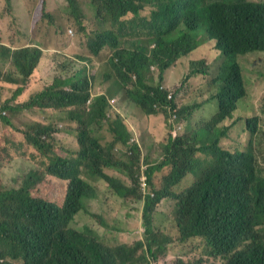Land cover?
Segmentation results:
<instances>
[{
  "label": "trees",
  "instance_id": "trees-1",
  "mask_svg": "<svg viewBox=\"0 0 264 264\" xmlns=\"http://www.w3.org/2000/svg\"><path fill=\"white\" fill-rule=\"evenodd\" d=\"M66 1L84 32L80 0ZM85 4L95 29L85 36L83 65L55 77L30 102L47 113L66 114L61 121L73 123L74 132L57 138L55 133L64 130L37 122L22 130L17 153H8L7 161L24 157L33 165L16 187L0 182V264H155L172 246L193 241L209 264H264V95L250 116L236 115L248 99L242 59L264 54V0ZM106 50L110 54L102 61ZM2 55H12L13 64L31 76L39 71L44 50L19 47ZM190 56L195 58L184 59ZM218 60L214 77L210 65ZM86 68L97 71L90 77ZM192 79L198 84L186 89ZM212 101L217 111L208 119L202 111ZM2 110L9 115L14 107L1 101ZM130 116L138 121L139 138L151 140L146 163L137 142L130 144ZM195 118L196 126L185 127ZM153 121L165 126L162 137L150 129ZM0 123L10 125L1 114ZM177 126L182 130L173 136ZM234 128L241 132L236 148L229 150L225 144ZM108 130L111 141H101ZM117 143L129 144L125 160L114 154ZM120 171L130 187L120 180ZM142 175L153 194L142 207V239L108 246L91 228L71 227L85 212L112 232L115 225L93 210L102 204L104 212L110 210L116 196L139 201ZM188 175L195 177L192 184ZM163 200L173 202L174 237L154 220ZM175 264L193 262L178 258Z\"/></svg>",
  "mask_w": 264,
  "mask_h": 264
},
{
  "label": "rangeland",
  "instance_id": "rangeland-1",
  "mask_svg": "<svg viewBox=\"0 0 264 264\" xmlns=\"http://www.w3.org/2000/svg\"><path fill=\"white\" fill-rule=\"evenodd\" d=\"M80 9L86 16L82 20L84 32L76 22L75 17L71 14L74 10L72 9L70 12L69 4L66 0H0V68L4 74V76L0 77V102H8L9 105L13 106V101L17 99V97H12L14 90L2 86L6 77L15 72L12 65L1 57V53L5 49L13 51L20 46H31L44 50V57L40 60L42 62L39 71L33 73L29 78L30 102L37 92L51 85L55 77L71 75L75 72L73 71L74 69L83 65V62L80 60L84 59V56L87 54L85 36L93 34L95 18L89 13L85 0H80ZM150 11L151 9L147 8L144 10V13L148 14ZM43 14L47 16L43 17ZM109 54L108 50L104 51L102 53V61ZM191 57L195 58V56H190L184 57V59ZM237 62L239 63L238 59ZM242 63L246 67L244 74L249 78L247 87L248 99L236 115L250 116L259 106L258 102L261 96L264 95V54L255 53L247 55L242 59ZM219 65L220 60L210 65L212 67L210 70L211 76H216ZM96 71V68L91 69V71L86 68V74L90 77H93ZM175 72L179 74V69L175 68ZM95 82L96 79L94 78ZM15 84V82L5 83L6 86L17 88L19 85ZM196 84H198V80L192 79L187 83L185 88L191 89ZM112 103L114 109L119 108V98H115ZM48 111L47 113L40 108L31 107V105L30 109H21L17 105L9 115H6L7 112L3 110L0 111L1 115L7 116V121L10 123L9 126L5 123H0V182L3 186L8 188L16 187L21 177L33 165L31 161L28 162L24 157H18L11 161H7L6 159L9 152L17 153L16 148L18 144L21 145L24 138L22 130H27L30 128V125L40 122L52 123L57 129L64 130V132L55 133V137L57 138L64 139L63 133L71 130L74 132L73 123L61 121L66 114L53 112L51 109ZM216 111L217 106L212 101L204 106L202 112L206 118L210 119ZM46 114L50 115V117ZM111 114L112 112H109V115ZM200 114L202 115V113ZM196 125L197 119L195 118L191 123L188 122L185 127L192 129V126ZM243 125L245 127V124ZM181 130H176V134ZM1 131L5 132V136H1ZM240 132L238 128L233 129L230 141L225 144L227 149L234 150L236 148L237 134ZM238 147L242 148V146ZM137 173H139V170ZM122 178L127 180L128 176L122 175ZM186 178L189 184L195 181V177L192 175H188ZM141 208V203L132 199L125 201L124 206L117 205L106 212H104V207L95 208L93 210L95 212L93 213L94 215H98L104 220L107 217L105 221L115 225V229L112 232L102 227L98 219L91 215L88 216V213L85 212H80L75 217L71 223V227L78 231H84L85 227L91 228L98 234V241L108 246H115L120 243L132 244L144 236ZM172 210L173 202L163 200L156 209L154 220L156 224H162V229H164L165 233L174 237V229L169 218ZM125 213L128 216L124 218L122 215ZM196 245L197 241L182 245V247L172 246L168 254L155 264H175L178 258L189 259L193 264H209L208 258L202 251L194 248Z\"/></svg>",
  "mask_w": 264,
  "mask_h": 264
},
{
  "label": "crops",
  "instance_id": "crops-1",
  "mask_svg": "<svg viewBox=\"0 0 264 264\" xmlns=\"http://www.w3.org/2000/svg\"><path fill=\"white\" fill-rule=\"evenodd\" d=\"M108 90H110V84H108ZM108 90L106 93H108ZM120 106V104H119ZM126 120L128 121L131 129L128 130V134L131 135V140H130V144H135L137 142V144L140 147L141 153H142V162L147 161V159L149 158L150 154H151V148H150V142L151 140L148 139L147 141H143L139 138V130H138V121L136 119V117L134 116H130L128 118H126ZM141 122L139 123V127L141 129ZM150 129L153 132H156V136L162 137L163 132L165 131V126L160 125L159 123H157V121H153V123L150 126ZM155 136V137H156ZM101 141L104 142H110L111 141V134L108 131H102L101 134ZM128 145H123L120 143H117L114 146V154L118 159H126V154H127V150H128ZM120 177V180L128 187H130L132 185V183L130 182L129 178L127 180L122 178V175H126L124 172L120 171L117 174ZM125 200L116 196L114 197V201L112 203V207L111 208H115L117 205H121L124 206ZM103 204L100 206V208H103Z\"/></svg>",
  "mask_w": 264,
  "mask_h": 264
},
{
  "label": "clouds",
  "instance_id": "clouds-1",
  "mask_svg": "<svg viewBox=\"0 0 264 264\" xmlns=\"http://www.w3.org/2000/svg\"><path fill=\"white\" fill-rule=\"evenodd\" d=\"M20 47H23V46H20ZM27 47H30V46H27ZM18 48L19 47H17L16 49H18ZM1 57H3V59L5 61H8L15 70L14 73H12V74L8 75V77H6L5 82L2 84V86L8 87L11 90H14L12 97L13 98L17 97V99L13 101V104H14L13 106L16 107L18 105L19 108H21V109H30V79H29L30 75H29V73L23 72L19 67L15 66L13 64L12 61L14 60V58L12 55L3 56L1 53ZM2 76H4V74L0 68V77H2ZM6 82H9V83L15 82L16 83L15 85H19V86L17 88L12 87V86H6L5 85ZM173 132H174V129L172 128L171 129L172 135H173ZM145 168H146V165L142 164L141 170L143 171ZM140 195H141V199L139 200V202L141 203L142 207H143V203H144V200L146 199V197L147 196H153V194L150 193L148 191V189L146 190V193L144 194L143 191L141 190V186H140ZM131 197L132 196H124V200L128 201V200H130ZM141 212H142V208H141Z\"/></svg>",
  "mask_w": 264,
  "mask_h": 264
},
{
  "label": "built area",
  "instance_id": "built-area-1",
  "mask_svg": "<svg viewBox=\"0 0 264 264\" xmlns=\"http://www.w3.org/2000/svg\"><path fill=\"white\" fill-rule=\"evenodd\" d=\"M71 33V31H69ZM169 97L171 98V94L169 95ZM176 119V115H172V121H175ZM181 129V126H177L175 129H174V132H173V136L176 135V130H180ZM140 186H141V190L143 191V193L145 194L146 193V190H147V182H146V179L144 176H141L140 177Z\"/></svg>",
  "mask_w": 264,
  "mask_h": 264
}]
</instances>
